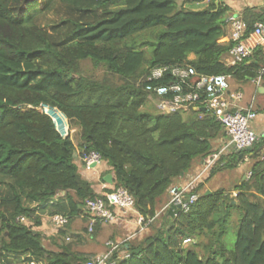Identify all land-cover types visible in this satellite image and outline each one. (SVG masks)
Listing matches in <instances>:
<instances>
[{"label":"trees","instance_id":"1","mask_svg":"<svg viewBox=\"0 0 264 264\" xmlns=\"http://www.w3.org/2000/svg\"><path fill=\"white\" fill-rule=\"evenodd\" d=\"M207 1L195 10L184 7L194 5L189 0H0V264H85L90 259L69 246L43 247L34 230L38 214L55 208L53 215L70 221L86 200L105 201L113 188L126 190L138 214L160 223L128 239L120 252L127 256L114 254L113 264H264V138L249 150L222 152L186 195H198L186 213L161 211L169 188L201 171L225 133L202 107L158 112L146 88L174 79L147 82L145 75L186 65L241 84L264 64L260 48L241 65L223 64L232 46L219 43L227 9ZM257 22L264 18L246 21L247 35ZM77 152L100 156L111 189H92ZM245 159L250 176L233 186L235 197L206 194L217 174ZM61 193L65 203L52 204ZM229 232L234 240L226 244ZM186 239L192 242L183 245Z\"/></svg>","mask_w":264,"mask_h":264},{"label":"built area","instance_id":"2","mask_svg":"<svg viewBox=\"0 0 264 264\" xmlns=\"http://www.w3.org/2000/svg\"><path fill=\"white\" fill-rule=\"evenodd\" d=\"M217 1L222 6H225L226 0ZM225 25L229 31L226 41L230 42L232 46L222 62L226 67H235L249 60L258 46L264 43V23H255L252 27V32L248 35L246 34L248 25L239 17L227 15ZM220 40L219 43H221ZM165 76L172 77L174 81L167 82L163 86H148L146 88L148 92L155 96V100L152 101H154L158 112L171 114L179 111H188L191 107H194V110L202 107L215 118L226 135L224 146L217 154L212 155L211 158L205 161L201 171L187 182L173 185L169 188L168 201L161 211L177 207L183 213H186L189 207L198 199L197 194H193L188 198H186V195L201 181L203 175L213 165L218 156L229 148L238 151L251 148L259 139L264 138V133L257 134L251 128V123L256 118V113L253 110V101L247 107L243 108L240 106L243 94L231 89L230 76L198 75L189 66L177 65L174 67L159 66L152 68L145 75L144 80L157 82ZM263 80L264 64L251 82L257 88ZM62 134L66 135V131L64 130ZM259 157L264 162V150ZM75 158L80 163L81 168L89 173L97 172L98 168L102 166V160L95 152H77ZM249 176L250 173L246 175L247 178ZM104 198L105 201L101 199L85 201L84 211L89 215L86 230L89 234L93 233L97 222L113 224L119 220L120 216L131 213L136 217L137 233H144L154 221V218H146L136 212L133 198L122 188L111 189L110 192L104 194ZM117 213L119 214L117 215ZM20 221L22 222L24 219L20 218ZM50 223L54 228L58 229L68 224V218L56 214L50 217ZM132 236L119 242H107L105 244L106 252L95 256L85 264H113L112 256L119 253L121 247ZM190 242V239H186L183 241V245H187ZM126 256L122 255V257Z\"/></svg>","mask_w":264,"mask_h":264},{"label":"crops","instance_id":"3","mask_svg":"<svg viewBox=\"0 0 264 264\" xmlns=\"http://www.w3.org/2000/svg\"><path fill=\"white\" fill-rule=\"evenodd\" d=\"M224 4V7L227 9L226 16L234 15L241 18L245 22L252 21L259 17L264 18V0H226ZM188 6L189 8L200 10L208 6V1L195 4L193 6ZM228 34L229 31L225 26V35L220 38V42L222 44L227 42L226 39L228 38ZM258 48H260L264 54V43L261 44V46H258ZM193 58V55L189 56V60ZM231 81L232 80H230V84ZM254 87L255 86L251 81L241 84H234V87L231 85V89L233 91H239L243 94V100L240 103L241 107H247L253 101V110L256 113V118L254 121H252L251 128L253 131H255V133L261 134L264 133V80L259 87ZM72 131L74 132V130ZM217 143L219 144V147L220 145H224V143H226V135ZM75 145H77V143ZM75 162L79 166L80 175L91 183L92 189L97 194H103L112 188V182L109 183L106 177H111V180L113 177L111 174H108V167L105 164H102V166L98 168L97 172L89 173L81 168V165L77 160H75ZM196 164L197 163L194 164L192 169L195 170L197 168ZM250 165L251 161L245 159L244 163L239 165L236 170L229 172L231 173L229 178L230 181H228L227 184L230 182L231 191L233 186L238 184L239 180H243L246 177L248 172L247 170L249 169ZM191 173L192 172H190V174ZM184 180L185 178H182V180L177 181L176 185L182 184ZM212 187L208 186L206 188L205 185L206 193H210L211 190H222ZM62 197L63 195H60L59 197L55 198L52 201V204H64L65 201L62 199ZM55 211V208H50L46 212L38 214L40 216L41 225L40 227L34 229L40 233L43 241V247L51 252H59L65 243L71 242V251L74 254L92 259L95 256L102 255L106 252L105 244L107 242H119L132 235H134L132 238H139V235L137 234L138 226L136 224V217L132 213L120 216L119 220L113 224L97 222L94 226L93 233L89 234L86 230L89 221V215L85 211L79 216L70 218V221L68 220L67 225L58 229L54 228L50 223L51 215L57 213ZM118 214L119 213H117V215ZM149 229L150 228H147L145 233H149L151 231ZM120 252L117 253V255L119 254L122 256L123 253L121 254Z\"/></svg>","mask_w":264,"mask_h":264},{"label":"rangeland","instance_id":"4","mask_svg":"<svg viewBox=\"0 0 264 264\" xmlns=\"http://www.w3.org/2000/svg\"><path fill=\"white\" fill-rule=\"evenodd\" d=\"M194 5L195 4H199V3H193ZM190 6H193V5H190ZM184 7H187V8H189V6L188 5H184ZM195 9V8H194ZM196 10V9H195ZM52 20H54V18H52V15H50L49 16ZM234 84H235V82L234 81H231V85L234 87ZM255 88V87H254ZM255 90V89H254ZM153 102V105H154V101H152ZM154 112H156V111H153V113ZM65 122H66V126H67V128H68V124H67V121H66V119H65ZM56 123H57V126H58V129L60 130V131H62L63 130V123H62V121L61 120H59V119H57L56 118ZM57 128V127H56ZM57 129V130H58ZM76 138H77V136H76V134H73V139H74V143L76 144ZM224 145H220V147H223ZM219 147V144H218V146H216V149H219L220 148ZM229 172H231V171H227V172H221V173H219V174H217V176L214 178V179H212V181H210L208 184H206V188L208 187V186H213V187H215V188H219V189H222L224 192H227V193H230V192H232L231 191V186H230V182L227 184V182L228 181H230L229 180V178H230V174L231 173H229ZM194 174V173H193ZM192 174V175H193ZM247 175H248V173H247ZM213 183V184H212ZM211 184V185H210ZM231 184H232V182H231ZM212 187V188H213ZM235 195H236V192L234 193V192H232L231 193V196L232 197H235ZM157 224V225H156ZM159 224L160 223H155L154 222V226H159ZM148 228V227H147ZM147 230V229H146ZM145 232L146 231H144V233H137L138 235H139V237L142 235V234H145ZM233 240H234V233H231V232H229L228 234H226V236H225V238H224V241H225V243L226 244H230V243H232L233 242ZM192 242V241H191ZM190 242V243H191ZM189 243V244H190ZM188 245V244H187ZM63 246H69L70 247V249L72 248V243L71 242H67V243H65Z\"/></svg>","mask_w":264,"mask_h":264},{"label":"water","instance_id":"5","mask_svg":"<svg viewBox=\"0 0 264 264\" xmlns=\"http://www.w3.org/2000/svg\"><path fill=\"white\" fill-rule=\"evenodd\" d=\"M205 1H207V0H189V2H191V3H202V2H205ZM215 5L218 6L219 2L215 1ZM202 110L204 111L205 109H202ZM249 149L250 148H248L246 150H249ZM235 151L239 152L238 150H235ZM106 179L108 180L109 183L112 182L111 177H106ZM206 194H209V193H206ZM60 195H63V193H61Z\"/></svg>","mask_w":264,"mask_h":264}]
</instances>
